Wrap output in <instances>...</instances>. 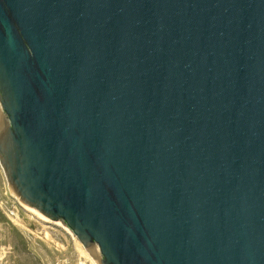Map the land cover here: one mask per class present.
I'll return each mask as SVG.
<instances>
[{"label": "water", "instance_id": "95a60500", "mask_svg": "<svg viewBox=\"0 0 264 264\" xmlns=\"http://www.w3.org/2000/svg\"><path fill=\"white\" fill-rule=\"evenodd\" d=\"M0 167L100 264H264V0H0Z\"/></svg>", "mask_w": 264, "mask_h": 264}, {"label": "rangeland", "instance_id": "374dc122", "mask_svg": "<svg viewBox=\"0 0 264 264\" xmlns=\"http://www.w3.org/2000/svg\"><path fill=\"white\" fill-rule=\"evenodd\" d=\"M34 210L14 198L0 167V264H100L66 225Z\"/></svg>", "mask_w": 264, "mask_h": 264}, {"label": "bare ground", "instance_id": "6f19581e", "mask_svg": "<svg viewBox=\"0 0 264 264\" xmlns=\"http://www.w3.org/2000/svg\"><path fill=\"white\" fill-rule=\"evenodd\" d=\"M35 211V210H34ZM39 214V213H38ZM40 215V214H39ZM90 261V260H89Z\"/></svg>", "mask_w": 264, "mask_h": 264}, {"label": "built area", "instance_id": "2783aa9c", "mask_svg": "<svg viewBox=\"0 0 264 264\" xmlns=\"http://www.w3.org/2000/svg\"><path fill=\"white\" fill-rule=\"evenodd\" d=\"M12 214V212H10Z\"/></svg>", "mask_w": 264, "mask_h": 264}]
</instances>
